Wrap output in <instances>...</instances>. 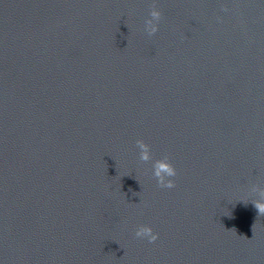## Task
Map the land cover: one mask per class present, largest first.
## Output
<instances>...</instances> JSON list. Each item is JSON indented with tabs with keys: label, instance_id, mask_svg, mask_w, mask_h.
Returning <instances> with one entry per match:
<instances>
[{
	"label": "water",
	"instance_id": "1",
	"mask_svg": "<svg viewBox=\"0 0 264 264\" xmlns=\"http://www.w3.org/2000/svg\"><path fill=\"white\" fill-rule=\"evenodd\" d=\"M254 186L264 0H0V264H264Z\"/></svg>",
	"mask_w": 264,
	"mask_h": 264
},
{
	"label": "clouds",
	"instance_id": "2",
	"mask_svg": "<svg viewBox=\"0 0 264 264\" xmlns=\"http://www.w3.org/2000/svg\"><path fill=\"white\" fill-rule=\"evenodd\" d=\"M162 16L160 10L153 8L150 12V18L145 21V30L149 35L155 34L159 28V20ZM137 147L139 149V158L143 162H152V174L157 179V182L162 188L175 187V180L173 179L177 175V169L171 162L168 156H163L158 159H153L151 146L144 140H138ZM254 191L260 192L261 199L254 201L255 206L258 208L260 214H264V189L253 187ZM136 236L141 239L148 240L149 242H155L159 234L156 233L150 225H140L136 230Z\"/></svg>",
	"mask_w": 264,
	"mask_h": 264
}]
</instances>
